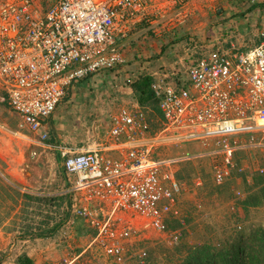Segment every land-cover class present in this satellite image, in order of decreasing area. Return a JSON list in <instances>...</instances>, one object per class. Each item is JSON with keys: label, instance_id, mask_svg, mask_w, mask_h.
Here are the masks:
<instances>
[{"label": "built area", "instance_id": "obj_1", "mask_svg": "<svg viewBox=\"0 0 264 264\" xmlns=\"http://www.w3.org/2000/svg\"><path fill=\"white\" fill-rule=\"evenodd\" d=\"M190 2L0 0V87L9 107L46 140L43 122L71 84L124 63L115 37L125 38L131 26L151 19L174 30L186 20ZM188 41L176 70L151 77L160 129L150 128L134 100L109 116L99 141L61 151L68 196L61 210L89 222L92 243L110 264L124 263L133 233L180 236L182 185L175 164L216 158L212 176L221 185L238 151L264 148V26L246 50L229 40L226 48L209 47L212 39ZM164 143H200L203 151L159 157ZM174 221L179 227L171 230ZM136 257L143 264L147 253L140 249Z\"/></svg>", "mask_w": 264, "mask_h": 264}, {"label": "rangeland", "instance_id": "obj_2", "mask_svg": "<svg viewBox=\"0 0 264 264\" xmlns=\"http://www.w3.org/2000/svg\"><path fill=\"white\" fill-rule=\"evenodd\" d=\"M248 6L251 9H245ZM231 22L237 26L234 30H237L239 40L243 39V44L251 47L257 30L264 26V2L194 0L184 23L169 34L161 32L150 36L144 31L147 23H141L125 38L115 37L116 43L122 46L124 63L114 70L74 82L58 105L56 116L62 128L55 129V132L63 141L61 145L80 147L99 141L105 133L109 116L136 100L129 87L134 79L142 76L140 72H145L143 66H147L154 55L171 48L178 49L183 56L186 46L180 40L188 36L200 43L214 39L221 33H229L224 26ZM244 22L255 25L246 30L247 34ZM148 38L155 42L149 44ZM125 39L129 40L127 44H124ZM136 41L138 45H135ZM143 107L150 128L154 131L160 129V115L152 109V104ZM201 151L200 143H164L157 153L159 157H170ZM216 161L213 157H198L175 164L173 171L182 185L177 203L184 221L180 236L174 240L169 234L152 230L133 233L123 264H141L136 257L140 249L147 253L143 264H189L197 249L220 248L226 241L237 240V237L244 245V240L247 242L256 231L264 230V148L238 152L233 159L230 178L221 185L213 181L212 167ZM59 171L60 167L55 163L42 165L41 192L46 194L50 189L59 191L62 188L65 176L62 170ZM40 198L44 200L41 205L34 202L26 213L29 222L26 219L24 224L9 233L0 231V264H19L18 260L23 256L32 264H65V260L71 264H110L92 243L94 229L88 221L68 213L67 219L56 225L63 218L64 211L60 217L54 218L46 201L50 196L41 195ZM255 198H263L262 203L254 206L251 201ZM37 217L40 219L36 220ZM177 227V221L169 225L171 230Z\"/></svg>", "mask_w": 264, "mask_h": 264}, {"label": "crops", "instance_id": "obj_3", "mask_svg": "<svg viewBox=\"0 0 264 264\" xmlns=\"http://www.w3.org/2000/svg\"><path fill=\"white\" fill-rule=\"evenodd\" d=\"M193 1L194 0H191L188 4V10ZM245 9L249 10L251 9V6H248ZM156 22L157 21H152L151 19L147 23V27L144 31L150 34V36L152 33H154V36H157L158 33L161 32L166 34L171 32L169 29H162V26L155 24ZM141 23L146 22H137L129 29L136 30ZM233 24L234 23L231 22L225 25L224 29L229 31V33H221L219 37L215 36L212 40L216 42H212L208 46H216V44L219 46V43H221L223 44L221 47L226 48L229 47V44H227L226 41L229 40L234 42L238 49L246 50L249 46H247L245 42L243 44V39L239 40V35L236 34L237 30H234L237 26ZM246 24L247 28H244L245 34H247L246 30L251 29L250 27L252 26L250 23L248 24V22H244V27ZM254 26L255 25H253L252 28ZM230 34L233 38L229 37ZM143 38H146V35ZM189 38L191 37L188 36L180 40V42L183 41L184 46H186L184 49V55H187V51L189 49ZM249 40L250 36L248 37V41ZM128 41V39H125L124 44H127ZM153 42H155L153 39L148 38L149 44H153ZM205 42L206 41L204 40L202 43L205 44ZM138 43L139 42L136 41L135 45H138ZM133 44L134 43H132V45ZM163 53L154 55V59L147 62V66H143L145 72H140V75L152 77L158 74L161 70H176L178 68L179 58L184 57V55L181 56L178 49L172 50L169 48ZM135 63L137 64L139 61ZM139 77L140 76H138V78ZM138 78H136V80ZM43 123L48 137L46 140L41 141L39 133L31 132L23 123L19 114L9 107L6 92L2 87H0V231H3L4 233L15 231L18 226L26 222V219L27 222L30 221L28 220V214L26 215V213H29L34 202L41 205L42 201H44L40 198L41 195L47 197L50 196V198H47L46 201L54 218L61 216L60 213L64 210H61L60 205H63L68 200V196L64 194L67 187L66 177L62 184V188L59 191H50V189L49 192L45 194L40 190L41 182L39 179L42 165H44L45 162L55 163L58 167H60L59 172L61 173L62 170V173L65 176L62 167L63 157L61 155V151L66 148H75L73 146L67 147L61 145L63 141L58 139L59 135L55 132V129L58 131L59 127L62 128V125L59 122V117L56 116V110L47 119H45ZM67 215L68 214H65L64 212L63 218L59 220L62 221L67 219ZM35 219L38 220L40 218L37 217ZM36 220L35 223L37 222ZM60 221L56 223L59 224Z\"/></svg>", "mask_w": 264, "mask_h": 264}, {"label": "trees", "instance_id": "obj_4", "mask_svg": "<svg viewBox=\"0 0 264 264\" xmlns=\"http://www.w3.org/2000/svg\"><path fill=\"white\" fill-rule=\"evenodd\" d=\"M150 82L151 77L147 75L140 76L131 84L130 88L135 94L136 101L141 106L152 104V109L159 114L150 90ZM262 200L263 198L261 200L255 198L251 203L256 206L261 204ZM63 221L65 220L56 225L62 224ZM236 239L226 241L225 245L220 248L210 246L201 251L197 249L193 253V261L189 264H264V230L260 229L252 234L247 242L244 240V245L240 244L239 237ZM18 261L19 264H32V261L25 256L19 258Z\"/></svg>", "mask_w": 264, "mask_h": 264}, {"label": "clouds", "instance_id": "obj_5", "mask_svg": "<svg viewBox=\"0 0 264 264\" xmlns=\"http://www.w3.org/2000/svg\"><path fill=\"white\" fill-rule=\"evenodd\" d=\"M238 228H240V227H238Z\"/></svg>", "mask_w": 264, "mask_h": 264}]
</instances>
